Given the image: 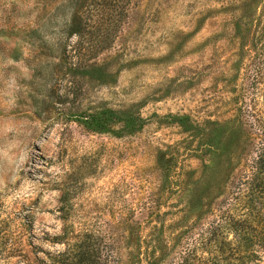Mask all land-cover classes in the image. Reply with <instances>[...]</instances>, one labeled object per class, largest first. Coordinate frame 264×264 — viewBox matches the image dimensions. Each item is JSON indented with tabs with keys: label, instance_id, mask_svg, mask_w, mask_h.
<instances>
[{
	"label": "rangeland",
	"instance_id": "rangeland-1",
	"mask_svg": "<svg viewBox=\"0 0 264 264\" xmlns=\"http://www.w3.org/2000/svg\"><path fill=\"white\" fill-rule=\"evenodd\" d=\"M65 2L0 0V264H53V254L70 244L62 232L72 219V229L77 223L111 227L120 197L135 206L163 182L159 218L140 222L145 214L134 215L137 248L130 239L119 243L115 231L106 235L108 264H151L146 247L151 251L152 239L162 236V219L171 236L184 237L194 220L201 224L223 205L206 193L195 215L173 214L195 194L191 169L199 162L190 150L201 139L198 132L181 142L184 135L170 116L188 115L203 133L225 121L226 85L245 81L261 44L259 33L245 31V22L259 25L262 19L264 27V0H79L73 7ZM73 11L86 24L80 45L78 35L62 29ZM49 14L54 23L46 29ZM58 38L66 46L64 58L38 53L41 40ZM13 46L15 58L8 52ZM131 104L146 119L131 135L116 137L112 123L86 127L81 118ZM229 134L220 133L219 144L204 157L207 164L217 153L220 158ZM233 135L225 149L233 148L229 157L241 165L251 154L247 138L241 129ZM159 152L169 159L166 174L158 170ZM24 213L30 224L18 226ZM255 253L250 264H264V249Z\"/></svg>",
	"mask_w": 264,
	"mask_h": 264
},
{
	"label": "trees",
	"instance_id": "trees-1",
	"mask_svg": "<svg viewBox=\"0 0 264 264\" xmlns=\"http://www.w3.org/2000/svg\"><path fill=\"white\" fill-rule=\"evenodd\" d=\"M65 4L73 7L75 4H79V0H66ZM246 18L248 19L247 16ZM258 18L255 17L256 20ZM52 19L53 14L47 15L46 29L54 23ZM80 21V15L73 11L71 18L64 23L62 28L67 36L72 34L79 36L76 45H80V36H82L83 28L86 25L85 21ZM261 21L263 20L260 19L259 25L249 23L247 26L246 23L250 21L245 22V31L248 34L259 33V38L258 36L255 38H258L257 40L261 44L258 45L256 52L253 51L255 45L249 48L253 51L252 57L255 61L252 68L249 69L251 65H248L244 73L245 81L241 84L226 85L228 94L223 98L226 100L222 106L230 110V114L225 121L212 123L213 125L203 133L189 121L188 115L170 116L180 127V133L184 135L181 142L184 143L185 136L193 138L198 132H200L201 139V143H197V146L190 150L192 152L190 156L199 162L196 167L197 171L196 168L191 169V174L194 175L191 182L197 183V186L194 187L195 194L189 200L180 202L178 207L173 210V214L185 217H189L191 213L195 215V212L200 208L202 199L207 196L206 193L209 196L220 197V202L223 205L215 208L211 212L213 213L212 217L207 218L201 224L195 223L194 220L191 230L184 237L171 236L167 228L169 223L166 221L162 224L165 220L162 219L159 226L164 228V230H160L162 236L159 239H152L151 251H147L146 247L148 263L151 261V264H250V261L256 256L255 251L264 249V27L260 26ZM251 27H253L252 30ZM34 28L30 29L31 33L35 36L40 35ZM10 29L12 28L8 30ZM91 31L96 32V35L99 36L98 28H93ZM81 44L83 43L81 42ZM38 50V53L42 55L58 52L57 56L61 59L66 54V46L61 38L56 39L55 42L41 40ZM8 52L13 58L18 54L16 46L10 48ZM234 76L235 74L232 73L229 79ZM81 118L87 125L86 127L93 126L98 129L112 123L116 137L134 134L146 122L145 117L140 115L136 104L115 107V109L106 108L99 115L90 112ZM224 129L233 134H237L241 129L243 136L247 138V154L248 152L251 154L247 158H243L244 161L241 165H235L234 157H229L234 149H225L226 146L229 147L233 144L235 140L233 134L227 136L226 144L223 145L225 147L221 148L220 158L217 153L215 159H212L209 164L204 159L205 155L211 152L210 149L219 144L218 136ZM180 147L186 148L183 146L178 148ZM158 151L163 150L158 149ZM159 153L157 160L162 161V164H159L158 170L166 174L170 170L169 159L164 161L165 152ZM120 189L119 187L118 191ZM163 189L162 182L148 194L147 199L135 206L125 205L123 198L120 197L115 206L116 210L112 216L113 226L111 227L104 223L105 226L99 230L77 223V227L72 229L75 222L71 218L69 231L62 232V235L66 236L68 233L67 238L70 244H66L62 251L55 252L53 254L54 261L51 262L53 264H108L110 248L106 235L109 229L117 232L119 243L130 239L134 243V248H137L138 237L135 232L136 216L134 215L136 213L145 214L140 218V222H150L153 218H159L161 215L159 214L160 206H165V204L162 202L163 196H160L158 192ZM63 200L65 199L63 198ZM28 217L27 213L22 214L23 222L18 221V226H28L30 224ZM137 227L142 228L140 224ZM182 227H184L182 232L187 230L185 225ZM227 232H230L229 236H227ZM6 234L10 236L11 233L8 231ZM8 235L6 236L8 237ZM174 238L173 244L176 248L172 244ZM118 246L120 245L118 244ZM12 249L13 244H10L8 250ZM100 258L101 260L98 261Z\"/></svg>",
	"mask_w": 264,
	"mask_h": 264
}]
</instances>
